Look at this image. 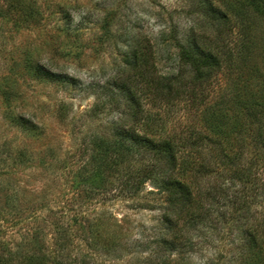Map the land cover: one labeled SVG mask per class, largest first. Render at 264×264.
Listing matches in <instances>:
<instances>
[{
    "label": "trees",
    "instance_id": "16d2710c",
    "mask_svg": "<svg viewBox=\"0 0 264 264\" xmlns=\"http://www.w3.org/2000/svg\"><path fill=\"white\" fill-rule=\"evenodd\" d=\"M188 1L191 26L180 31L168 25L152 42H134L119 81L106 86L111 97L86 112L90 120L112 111L117 117L106 132H91L82 142L79 179L72 185V207L68 205L73 215L69 210L58 218V212L50 211V224L37 227L41 231L55 225L53 249L39 232L31 234V228L23 233L22 246L12 248L0 226V264H105L106 258L138 260L143 254L145 264H182L197 226L207 221L216 228L224 220L235 222L244 235L236 264H264V216L249 223L251 205L264 203V79L262 84L253 80L260 71L250 64L248 21L253 14L264 15V0H233L229 12L225 0ZM71 10L66 5L60 9L68 29L74 24ZM30 14L37 12L32 8ZM167 53L174 55L176 65L164 71L156 62ZM36 71L46 81L77 85L68 75L41 65ZM224 80V107L218 108L213 102ZM178 106L192 122L181 124L169 117ZM18 119L33 126L31 117ZM211 176L228 181L235 191L217 198L204 190L201 181ZM147 183L156 189L149 194L159 200L135 208L162 212L155 234L142 233L134 241L113 230L109 235L103 228L108 224L105 216L83 211L88 202L136 199ZM207 201L224 208L218 221L211 218L215 209L206 207ZM8 215L0 207V219L16 217ZM76 225L74 237L69 231Z\"/></svg>",
    "mask_w": 264,
    "mask_h": 264
},
{
    "label": "rangeland",
    "instance_id": "374dc122",
    "mask_svg": "<svg viewBox=\"0 0 264 264\" xmlns=\"http://www.w3.org/2000/svg\"><path fill=\"white\" fill-rule=\"evenodd\" d=\"M225 2L224 10L229 12L228 6L235 1ZM64 5L72 7L71 29L60 13ZM32 8L37 14H30ZM189 8L188 0H0V207L5 206L10 212L6 218L16 216L10 221L0 219V226L3 239L12 248L22 244L23 233L31 228V234L39 232L53 249L55 225L41 231L37 227L50 224L53 220L50 211H60L58 218L69 212L72 185L80 174L76 164L85 136L95 131L106 132L117 117L112 111L90 120L85 117L86 112L97 101L111 97L106 86L119 81L121 72L127 68L132 44L141 43L144 38L152 42L168 25H177L180 31L188 29L192 24ZM248 21L250 64L260 71L253 80L262 84L264 15L253 14ZM160 55L161 62L156 64L164 71L176 65L174 55ZM37 65L68 75L77 85L64 87L62 83L46 81L38 75ZM152 65L150 60V68ZM225 84L224 80L222 91L213 102L218 108L224 107L225 98L221 95ZM135 91L141 94L139 89ZM148 97L152 101V96ZM169 114L181 124L193 120L180 106ZM20 115L31 117L32 128L21 124ZM201 184L217 198L228 197L235 191L219 177H208ZM151 191L156 189L147 183L136 199L97 205L88 202L83 211L90 215L95 210L105 216L108 224L103 228L107 234L111 235L113 230L116 235H131L134 241L142 233L159 232L162 212L135 208L146 201L158 202L159 196L149 194ZM205 205L215 209L211 210V218L218 221L223 207L212 206L210 201ZM250 211V218L246 216L252 224L256 217L264 216V203L251 205ZM70 214L73 215L71 210ZM211 223L206 221L192 231L193 245L183 255L182 264L240 262L238 247L244 235L237 224L224 220L214 228ZM69 232L75 237L77 225ZM74 243L79 240L76 238ZM145 258L146 254L138 260L132 256L115 262L106 258L105 264H145Z\"/></svg>",
    "mask_w": 264,
    "mask_h": 264
}]
</instances>
